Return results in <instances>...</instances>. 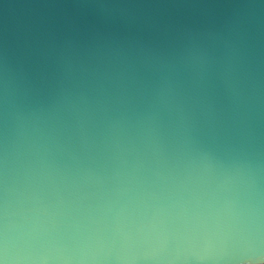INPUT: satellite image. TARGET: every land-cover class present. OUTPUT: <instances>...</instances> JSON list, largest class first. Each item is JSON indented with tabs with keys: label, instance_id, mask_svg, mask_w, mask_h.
I'll use <instances>...</instances> for the list:
<instances>
[{
	"label": "clouds",
	"instance_id": "obj_1",
	"mask_svg": "<svg viewBox=\"0 0 264 264\" xmlns=\"http://www.w3.org/2000/svg\"><path fill=\"white\" fill-rule=\"evenodd\" d=\"M0 264H264V0H0Z\"/></svg>",
	"mask_w": 264,
	"mask_h": 264
}]
</instances>
